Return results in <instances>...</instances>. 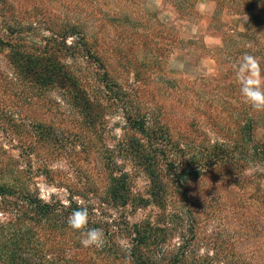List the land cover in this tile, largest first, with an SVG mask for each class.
I'll return each mask as SVG.
<instances>
[{
    "label": "rangeland",
    "instance_id": "obj_1",
    "mask_svg": "<svg viewBox=\"0 0 264 264\" xmlns=\"http://www.w3.org/2000/svg\"><path fill=\"white\" fill-rule=\"evenodd\" d=\"M263 21L264 0H0L5 43L21 44L36 54L50 47L53 35L77 25L115 84V94L96 84L103 98L102 117L94 126H86L68 107H50L46 100L61 96L57 88L50 86L39 95L0 86V106L8 108L7 116L30 123L27 108L16 117V105L9 101L38 98L36 117L57 129L49 154L30 157L22 149L29 142L23 131L10 135L0 121V183L65 200L66 189L101 193L107 167H113L116 175L120 170L128 175L133 193L149 197L150 170L131 155L134 140L145 151L151 146L126 122L139 112L146 128L168 131L169 142L162 147L166 154L149 152L156 160L152 168L163 181L181 177L188 202L172 182L166 205L150 203L129 211L131 221L153 217L161 229L173 227L160 253L185 250V264H264V110L246 102L232 70L245 52L264 64ZM173 55L176 67L169 64ZM76 65L96 72L97 79L102 76L103 69L90 59L78 57ZM0 71L15 76L6 46L0 52ZM0 118L6 116L0 113ZM247 121L253 125L250 143L258 152L237 149L233 161L239 160L238 166H213L215 146L239 140Z\"/></svg>",
    "mask_w": 264,
    "mask_h": 264
},
{
    "label": "trees",
    "instance_id": "obj_2",
    "mask_svg": "<svg viewBox=\"0 0 264 264\" xmlns=\"http://www.w3.org/2000/svg\"><path fill=\"white\" fill-rule=\"evenodd\" d=\"M262 26L264 29V21ZM5 46L15 76L8 77L0 71L2 89L10 84L11 90L14 87H21L31 93L40 92L38 93L40 95L51 86L57 88L61 96L52 100L48 98L46 101L50 107L62 109L61 107L65 106L74 110L81 115L86 126H94L102 117L100 102L103 97H98L96 84L111 94H115L113 89L115 84L109 79L105 63L93 53L91 45L77 25H70L60 36L53 35L50 47L36 54L21 44L16 45L12 41L5 43L0 36V52ZM57 54H62L64 58H73L74 63L61 62L59 56L57 60ZM78 57L96 63L99 69H103L102 76L97 79L99 74L96 72L93 71L92 75L82 71L81 67L76 65ZM260 66L264 70V64ZM4 90L7 93V89ZM31 98L34 97L30 99L26 97L25 101L19 104L12 100L9 102L10 106L16 105L17 110L13 109L16 117L26 107L33 121L22 123L21 120H15L14 115L7 116L8 108L5 104L0 106V113L7 119L0 118V121L10 135L19 130L23 131L29 142L26 147L22 146V149L28 156H40L44 153L47 156L48 148L52 147L57 139L55 134L57 129L52 122L47 123L45 119L36 117L38 98ZM136 113L139 112H135L134 116L128 115L126 122L131 130L148 138L151 148L150 151H145L144 146L134 140L137 145L133 143L131 156L138 159V165L145 171L150 170L152 190L149 197L133 193L128 184V175L121 170L119 175H116L113 167H107L108 181L101 193L95 191L75 194L71 189H66L65 200L53 194L44 199L36 189L32 190L29 187L19 189L18 186L0 183V264H185L183 262L185 250L179 252L177 249V252L170 249L163 255L160 253L168 236H171L173 227L161 229L153 217L131 221L127 215L129 211L136 212L150 203L157 206L166 205L165 201L171 196L168 190L172 182L177 193L183 189L179 181L181 177L171 182L170 179L163 181L161 175H155L152 166L156 160L149 157V152L155 154L160 151L166 154L162 147L163 142L165 145L169 142L168 131L146 128L144 120ZM5 125H8L9 129ZM238 133L239 140L230 141L231 145L225 143L215 146L211 152L214 160L210 161L213 166L222 165L224 162H230L231 168L238 166L240 161H233V153L237 149L242 152L252 150L255 154L258 152L259 147H254L250 143L253 133L251 121H247ZM158 142H161L160 147L156 145ZM56 148L59 149L57 145ZM180 199L188 202L187 189L184 188ZM81 206L87 207L89 211L87 228L104 230L105 239L102 247H83L80 243L81 231L68 226V216ZM121 239H125L122 244L119 242Z\"/></svg>",
    "mask_w": 264,
    "mask_h": 264
},
{
    "label": "clouds",
    "instance_id": "obj_3",
    "mask_svg": "<svg viewBox=\"0 0 264 264\" xmlns=\"http://www.w3.org/2000/svg\"><path fill=\"white\" fill-rule=\"evenodd\" d=\"M169 64L177 66L175 55L169 58ZM183 68V64H179ZM235 78L240 86V93L256 110H264V70L261 69L259 59L250 52H245L232 65ZM89 211L87 207L74 209L67 219L68 226L81 231L80 243L83 247H102L105 234L102 228H87ZM87 229L86 231H84Z\"/></svg>",
    "mask_w": 264,
    "mask_h": 264
}]
</instances>
